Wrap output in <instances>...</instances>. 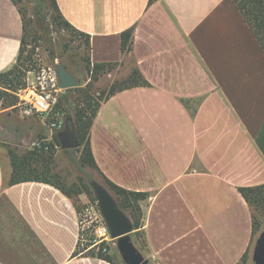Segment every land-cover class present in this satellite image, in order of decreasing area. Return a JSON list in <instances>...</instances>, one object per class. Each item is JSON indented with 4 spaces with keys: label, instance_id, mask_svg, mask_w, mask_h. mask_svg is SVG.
<instances>
[{
    "label": "crops",
    "instance_id": "0c3cea01",
    "mask_svg": "<svg viewBox=\"0 0 264 264\" xmlns=\"http://www.w3.org/2000/svg\"><path fill=\"white\" fill-rule=\"evenodd\" d=\"M57 5L89 37L92 65H129L141 74L142 85L101 103L90 129L100 176L148 196L144 249L131 236L134 247L148 264H242L255 233L240 189L264 185V50L234 2ZM22 39L18 6L0 0V74L15 65ZM14 108L0 112V264H116L80 251L78 210L60 189L10 185L8 149L54 133Z\"/></svg>",
    "mask_w": 264,
    "mask_h": 264
},
{
    "label": "trees",
    "instance_id": "16d2710c",
    "mask_svg": "<svg viewBox=\"0 0 264 264\" xmlns=\"http://www.w3.org/2000/svg\"><path fill=\"white\" fill-rule=\"evenodd\" d=\"M14 1V0H13ZM236 5L237 9L240 11L242 17L249 25L252 30L254 36L257 38L260 43L262 49L264 50V0H232ZM55 10L58 12L59 18L55 20L56 24L61 27H67L72 32L76 33L78 36L84 38V50L87 53V57L85 59L86 63V71L91 74L90 79L97 80L99 75L102 74L107 67L115 66L114 64H95L92 65L89 60V50H90V42L89 37L78 32L74 27H72L62 16L59 11L57 0H51ZM16 4V2L14 1ZM20 11V10H19ZM21 13V11H20ZM22 15V13H21ZM23 20V39L22 45L20 48V52L17 58L15 65L9 70L2 74H0V86L6 87L10 91H17L26 86V77L27 73L30 71H34V60L30 52L27 53L26 46L28 43L26 42V25L24 22V17L22 15ZM131 36L132 32H126L122 36V51L123 53H129L131 51ZM131 81L123 83L119 88L112 87L107 97L103 100L105 101L110 96L115 94L117 91L122 89H130L133 87H137L138 85H142L143 82L141 80V74L136 69L133 77L130 79ZM22 82V83H21ZM88 86V85H87ZM87 86L82 89L81 93L83 98L82 101L76 99L74 102V109L71 110L68 107L62 106V104H57L55 108V113H59L62 117L61 121L73 120L76 137L80 142V146L77 149L81 153L80 162L82 166H89L92 169L98 172V166L94 159L91 143H90V129L94 122V119L97 115L98 109L103 101H96L88 92ZM74 90H68L64 94L65 103L69 102V95ZM43 139V138H42ZM61 148V142L59 139V131L54 132L52 135V141L48 145V149L43 148H35L31 149L27 152L20 153L17 148H9V156L12 165V175L10 178V185H16L25 182H42L46 184L53 185L60 189L66 196L71 198L78 212L81 211L82 206H78V201L74 197L85 193L90 199L96 203L95 196L93 197V190L89 185H85V190H80L77 186L74 185L71 189H66L63 185L59 184L54 180L53 173V165H54V157L57 150ZM104 179V182L107 188L114 193L116 201L119 207L126 213V215L130 218L135 232L131 234L134 238L140 237L143 220V208L142 203L147 199V194L145 193H137L130 192L123 188L118 187L113 184L106 177L101 176ZM240 192L242 193L244 199L247 201L249 206L251 207L255 203L264 200V185L254 187V188H241ZM254 218V217H253ZM254 233H255V220H254ZM80 251L82 248L79 246ZM87 254L93 257H97L99 259L105 261H112V258L109 256L110 254H103L99 252L95 255L94 252L89 251ZM246 259V256L244 260Z\"/></svg>",
    "mask_w": 264,
    "mask_h": 264
},
{
    "label": "rangeland",
    "instance_id": "374dc122",
    "mask_svg": "<svg viewBox=\"0 0 264 264\" xmlns=\"http://www.w3.org/2000/svg\"><path fill=\"white\" fill-rule=\"evenodd\" d=\"M21 11L26 25V46L27 52L33 57L34 70L42 64H62L71 72L80 82V86L74 88L69 95V102L65 103L64 94L60 96L62 106L68 107L71 112L74 109L76 99L82 101V94L79 88L87 86L89 94L98 102L103 101L112 87L119 88L123 83L131 81L136 67L123 64L120 66H110L99 75L97 80H90L86 71L85 59L87 53L84 50V38L78 36L67 27H59L55 20L59 18L51 0H14ZM126 78H120L125 74ZM120 78V79H119ZM22 83V82H21ZM24 88V87H23ZM21 88V89H23ZM19 89V90H21ZM10 91L4 86H0V112L5 111L6 106L14 105L11 112L18 116L24 110L21 107V101L16 96L18 91ZM32 117V116H31ZM33 117H37L34 116ZM38 118V117H37ZM72 122H74L72 120ZM66 121H62V129H65ZM74 124V123H73ZM40 140V139H39ZM38 141V140H37ZM17 148V147H16ZM18 152L24 153L31 150L28 148H17ZM78 149V148H77ZM77 149L63 150L59 148L54 157L53 173L54 180L63 185L66 189L77 186L80 190H85V185H89L95 180L106 186L104 179L100 174L89 166H82L80 162L81 153ZM59 156L56 157L57 153ZM107 187V186H106ZM114 195V193L111 191ZM94 197V195H93ZM115 197V196H114ZM78 201V206L89 205L97 206L85 193L74 197ZM82 210V209H81ZM252 214L255 220V237L253 251L250 256L243 260L242 264H255L254 253L258 240L264 234V200L251 206ZM138 249H144V237L141 235L133 240ZM110 257L116 264H127L118 247V240H113L110 244Z\"/></svg>",
    "mask_w": 264,
    "mask_h": 264
},
{
    "label": "built area",
    "instance_id": "2783aa9c",
    "mask_svg": "<svg viewBox=\"0 0 264 264\" xmlns=\"http://www.w3.org/2000/svg\"><path fill=\"white\" fill-rule=\"evenodd\" d=\"M57 64V63H56ZM56 64H42L38 69L27 73L26 86L16 93L21 101L24 116H37L48 122L49 131L58 132L62 129V116L55 113L63 90L60 88V81ZM91 74L88 73L90 79ZM91 80V79H90ZM54 134V133H53ZM52 141L50 137H44L31 146V149H48ZM79 215V245L82 252L92 251L97 255L110 253V232L104 221L98 206L84 205Z\"/></svg>",
    "mask_w": 264,
    "mask_h": 264
},
{
    "label": "water",
    "instance_id": "95a60500",
    "mask_svg": "<svg viewBox=\"0 0 264 264\" xmlns=\"http://www.w3.org/2000/svg\"><path fill=\"white\" fill-rule=\"evenodd\" d=\"M60 88L67 92L80 86L77 78L60 63L56 64ZM66 127L59 133L61 148L63 150L77 149L80 142L76 137V130L72 120L66 121ZM90 187L93 190L98 209L107 224L112 240H118V247L127 264H148V261L139 254L131 242V234L135 231L130 218L119 207L116 198L111 191L99 183L91 181ZM255 264H264V234L257 242L254 253Z\"/></svg>",
    "mask_w": 264,
    "mask_h": 264
}]
</instances>
